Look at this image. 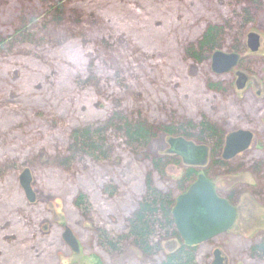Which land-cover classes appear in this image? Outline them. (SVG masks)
Masks as SVG:
<instances>
[{
	"label": "rangeland",
	"instance_id": "1",
	"mask_svg": "<svg viewBox=\"0 0 264 264\" xmlns=\"http://www.w3.org/2000/svg\"><path fill=\"white\" fill-rule=\"evenodd\" d=\"M53 2L0 0V39L20 30L22 18L37 17L29 28L34 42L22 39L0 55V264H152L132 245L117 256L106 251L97 230L104 228L114 235L127 230L128 217L146 192L148 176L167 190L190 170L206 171L220 192L238 181L256 185L246 190L239 184L234 226L198 245L197 264L213 262L212 243L221 247L226 264H264V256L252 251L264 237V6L240 35L239 27H230L232 22L227 30L225 47L236 37L244 43L253 30L261 37L259 51L249 59L248 84L239 90L237 76L232 78L235 70L232 75L212 70L213 52L225 47L206 52L199 62L187 51L189 46L197 50L205 26L230 20V8L219 0H73L65 3L61 19L44 24L46 8ZM104 2L114 13L101 11ZM187 3L194 4L191 11ZM178 5L183 11H178ZM142 11L146 17L141 19ZM41 37L44 41H39ZM74 38L82 41L79 53L84 68L78 76H67L54 60L71 68L79 64L71 60L68 50L59 52L51 45L61 39L66 48ZM93 65L98 68V84L82 88L80 80ZM215 81L221 83L219 89L210 88ZM61 99L67 103L61 104ZM117 104L129 115L140 110L139 115L153 126L197 124L202 115L223 124L219 126L225 133L250 126L255 139L245 155L249 168L220 173L214 168V156L204 167L187 165L179 157V162L170 163L169 139L180 135L159 130L146 151L168 156L162 175L111 133L105 136L107 157L83 152L69 167L57 162L68 157L72 130L103 122ZM256 162L262 167L254 169ZM28 169L33 200L21 179ZM67 229L78 251L66 240ZM179 245L171 239L165 250L173 252Z\"/></svg>",
	"mask_w": 264,
	"mask_h": 264
},
{
	"label": "trees",
	"instance_id": "2",
	"mask_svg": "<svg viewBox=\"0 0 264 264\" xmlns=\"http://www.w3.org/2000/svg\"><path fill=\"white\" fill-rule=\"evenodd\" d=\"M67 1L73 2V0H54L51 5L48 4V7L46 8V13L48 15L44 19V24L48 22L53 23L55 20L61 19L60 14H63V8ZM219 1L222 6H225L228 9L230 8V12H228L230 14V20H225V22H220L219 24L212 23L208 26H205V32L199 39V46H195L197 47V50L195 51V49L191 46L187 48V51H189V53L197 62L205 60L204 55L206 52L210 53L214 49H221L226 46L225 43L227 42L226 36L228 29L239 27L241 30L245 28L244 26H246V24H253L259 16L257 14L258 11H261L264 6V0ZM101 4L105 6V8H102V5H100L101 11L105 13H109V11H111V13H114L107 5L108 3L104 2ZM193 5L194 4L190 6L187 3V10H189V7H191L189 10L191 11ZM176 7L179 8L178 11H180L181 6L178 5ZM197 7L198 6L195 7L196 12L198 10L196 9ZM144 11H146V9ZM144 11H142L140 14L141 19L146 17ZM181 11H183V8H181ZM167 13H170V10H167ZM165 16L168 22L169 19L167 14H165ZM36 18L37 17L34 15L31 18H22V28H20V30L16 31L15 34L12 33L8 39H0V55H2V53H7L6 51L10 50L12 43L21 42L22 39H26V41H28L30 44L34 42L36 37L35 35L33 36L31 34L29 28L30 26H33V22L37 21ZM149 19L151 20L152 16L149 17ZM150 20L147 21L144 19L145 22H151ZM231 22L234 24L231 25L230 28L229 24H231ZM112 24H115V22H112ZM242 32L243 30L240 31L239 35ZM75 39L77 38H74V40H72V42L69 43L66 48L62 46L63 43L61 39H56L54 45H51L58 47L59 52L68 50L67 53L69 54L68 56H70L71 60L79 64L78 68L66 67L64 62H61L62 60L59 61L55 59L54 65L67 70V76H69L71 73H76L78 76L80 70L84 68L82 67L83 56H80L81 54L79 53L82 41L80 40V42L78 39ZM39 41H44L43 37H41ZM242 45L243 43L241 39L236 37V39L231 41L230 46L225 47L224 50H241ZM93 66L94 67L90 69L89 73L87 72V76H83L84 79L80 80V86L82 88L86 87L88 89H93V87L98 84V77L96 75V70H98V68H96L95 65ZM211 86L219 89L221 87V83L219 81L211 82L210 88L212 89ZM151 91L153 92L156 99H158V93L154 89H151ZM58 101H60L61 104L67 103L64 102V99ZM59 108L60 106L56 105L55 110H59ZM116 108L117 109H115L114 112L109 115V118L103 122L93 123L92 125H82L81 127L72 130L70 138L68 139L69 146L66 150V155L68 157L65 159L62 158L57 162L69 167L75 157L79 156V154L83 152L88 153L91 157L97 155L102 156V158L107 157V150L104 148V142L106 134L109 133L116 134L118 139L121 140V142H124L136 155L142 154L144 158L147 161H150L152 164L153 171L159 175L163 174V165L167 162L166 159L168 156L163 158L146 151V148L151 142L150 140L155 137L158 130L165 131L169 134L178 133V135L184 136L187 139H193L195 137L201 139V141H207L213 146V149H215V156L223 146L225 128L219 126L223 124H218L214 121L212 122L203 115L202 119L197 124H195L193 121L188 124L180 121L176 126L171 125L170 122L167 125L158 124V126H153L145 121L141 115H139L141 114L140 110L131 112L132 114L129 115L120 109V104H117ZM194 130H196L197 133ZM170 158V163L179 162L174 156ZM216 164L220 166L219 168L224 167V169L228 168L229 165V163L220 162V160L215 159L213 165L216 166ZM215 166L214 168L216 170L218 167ZM260 166L262 167L261 162L253 163L254 168H259ZM198 175L199 174H197L195 171L190 170L189 173L184 177L182 176L181 179L174 180L172 183L173 187L167 190L157 187L156 184L153 183V177L151 175L148 176L145 184L146 192L136 205L134 211L129 215L126 227L127 230L123 233H120L119 235H114L113 233L109 232V230L100 227L97 230L100 239L99 242H101L104 249L117 256L125 252L126 246L132 245V247L138 251L141 256L143 255L145 259L153 262L152 264H197L199 250L198 245L190 246L183 241L179 234L178 228L176 227L172 212L177 198L192 184H194V181L197 179ZM65 183L70 186L68 184L69 182L65 181ZM218 193H220L222 196L228 197L230 202L233 201V194H228V192L224 191H218ZM174 238L179 241L180 245L175 248V251L167 252L165 250V243ZM256 244L257 246H254L252 251H257L260 256L263 257L264 237Z\"/></svg>",
	"mask_w": 264,
	"mask_h": 264
},
{
	"label": "water",
	"instance_id": "3",
	"mask_svg": "<svg viewBox=\"0 0 264 264\" xmlns=\"http://www.w3.org/2000/svg\"><path fill=\"white\" fill-rule=\"evenodd\" d=\"M259 45V35L256 32L251 33L249 35L250 49L257 51ZM235 59V54L227 55L223 51L214 53L212 56L213 71L221 74L235 65ZM251 138L249 131L239 130L230 134L225 143L223 157L230 158L246 150ZM169 145V151L178 155L187 165L203 166L207 162L209 150L205 145H198L193 140L190 141L182 136L170 137ZM29 172V169L25 170L21 179L29 198L33 200ZM174 205L172 214L176 227L183 241L189 245L207 242L218 234L228 231L237 217L235 207L217 193L214 182L205 174L198 175L194 184L177 198ZM65 237L74 249L78 250L68 229ZM220 253V250L215 251L217 262L222 264Z\"/></svg>",
	"mask_w": 264,
	"mask_h": 264
},
{
	"label": "flooded vegetation",
	"instance_id": "4",
	"mask_svg": "<svg viewBox=\"0 0 264 264\" xmlns=\"http://www.w3.org/2000/svg\"><path fill=\"white\" fill-rule=\"evenodd\" d=\"M253 32H256L258 35H259V37H260V33L259 32H257V31H250L248 34H247V36H246V38L244 39V43H243V45H242V49L241 50H234V49H232V50H230V51H227V50H221V51H223L225 54H227V55H232V54H235L236 55V63H235V65H233L232 67H230L229 69H226L225 71H223L221 74L220 73H217V74H219V75H222V74H224V73H228V74H233V70H235L236 72H235V74L236 75H232V78H236V76H237V78H236V81L235 82H237V87H238V89L239 90H243L245 87H246V85L248 84V79H249V75H248V73H249V71H247V67H248V65H250V57H252V55H253V53L254 52H257V51H259V49L257 50V51H253L252 49H250V47H249V35L251 34V33H253ZM260 44H261V37H260ZM259 47H260V45H259ZM220 50H216V51H214L213 52V54L214 53H216V52H221ZM249 51H251V53H249ZM244 53H247V54H244ZM213 54H212V56H213ZM244 54V55H243ZM208 56V55H207ZM211 61H212V57H211ZM212 65H213V61H212ZM212 70H213V68H212ZM216 73V72H215ZM257 92H258V95H261L262 94V92L260 91V90H257ZM259 98V97H258ZM239 130H242V131H249L250 133H251V136H252V138H251V141H250V143H249V145L247 146V149L246 150H244V151H242V152H239V153H236V155H234L233 157H230V158H224L223 157V155H224V151H225V143H226V140H227V138H228V136L230 135V134H232V133H234L235 131H239ZM175 137H181V136H175ZM182 137H184V136H182ZM225 138H224V141H223V146H222V148H221V150L218 152V154L215 156L214 155V152H215V149H213V146L211 145V144H209L207 141H203V142H200V144L199 143H197V142H195L193 139V141L196 143V144H198V145H205L206 147H207V149L209 150V153H208V156H207V162L203 165V166H197V167H204V166H206V165H208V163H209V161H211L210 159H211V157H213L214 156V162H215V159H217V160H220V162H224V163H229V165H228V168H226V169H224V167H221V168H219L220 166H218V164H216V166L215 167H218L217 168V171H219L220 173H221V171L220 170H222L223 172H224V174H226V173H228V175L229 174H231V173H233V169H237V168H244V167H246L245 165H249V163H248V159L249 158H247V160H245L246 158V156L245 155H247L248 153H249V151L252 149V147H251V145H252V143H253V141H254V139H255V131H254V129H252L250 126L249 127H246V128H240V129H235L234 131H231V132H229V133H225V136H224ZM185 138V137H184ZM185 139H187V138H185ZM198 139V138H197ZM188 140H190V141H192L191 139H188ZM200 140V139H199ZM201 141V140H200ZM170 148V147H169ZM168 152H170L169 151V149H168ZM171 155H173V156H175V157H179L178 155H176V154H174V153H170V155L169 156H171ZM180 158V157H179ZM196 166V165H195ZM248 168H249V166H248ZM255 169V168H254ZM254 172V171H253ZM200 174H205V172L204 173H200ZM199 174V175H200ZM212 182H214V184H215V188H216V191H217V184H216V182L214 181V178L213 177H211V176H209V175H207V174H205ZM241 184H243L244 186H245V188H246V190L248 189V187L250 186H253V187H256V185H251V184H249V186H247V184H244L243 182H234V184L232 183V185H231V187L227 190V192H228V194H233V201H229L228 200V197H226V196H222V195H220L221 197H223V198H225L226 200H228V202L229 203H231L234 207H235V209H236V214H237V217H236V219H235V222H236V220H237V218H238V216H239V210H238V205H237V203H236V201L239 199V194H240V185ZM193 185V184H192ZM191 185V186H192ZM189 189V188H188ZM187 189V190H188ZM186 190V191H187ZM217 193H218V191H217ZM183 194V193H182ZM181 194V195H182ZM220 194V193H219ZM235 222H234V224H235ZM234 224H233V226H234ZM232 226V227H233ZM230 229V228H229ZM229 231V230H228ZM228 231H226V232H223V233H220V234H218L217 236H215L214 238H211V239H209V240H207V242H211V240H213V239H215V238H217L219 235H222V234H225V233H227ZM207 242H204V243H207ZM201 244H203V243H201ZM201 244H196V245H201ZM196 245H190V246H196ZM210 248H211V252H212V259H213V262H211L210 264H219L218 262H217V259H216V255H215V251L216 250H220L221 251V253H220V255H221V258H222V261H221V263L222 264H226L227 263V258L224 256V254H223V251H222V249H221V247H216L213 243H212V245L210 246Z\"/></svg>",
	"mask_w": 264,
	"mask_h": 264
},
{
	"label": "bare ground",
	"instance_id": "5",
	"mask_svg": "<svg viewBox=\"0 0 264 264\" xmlns=\"http://www.w3.org/2000/svg\"><path fill=\"white\" fill-rule=\"evenodd\" d=\"M78 249H79V248H78ZM74 251H78V250H75V249H74Z\"/></svg>",
	"mask_w": 264,
	"mask_h": 264
}]
</instances>
